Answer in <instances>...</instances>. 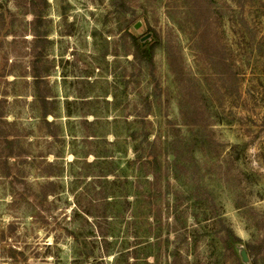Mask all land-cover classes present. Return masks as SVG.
<instances>
[{"label":"rangeland","instance_id":"obj_1","mask_svg":"<svg viewBox=\"0 0 264 264\" xmlns=\"http://www.w3.org/2000/svg\"><path fill=\"white\" fill-rule=\"evenodd\" d=\"M245 243L264 264V0H0V264Z\"/></svg>","mask_w":264,"mask_h":264},{"label":"trees","instance_id":"obj_2","mask_svg":"<svg viewBox=\"0 0 264 264\" xmlns=\"http://www.w3.org/2000/svg\"><path fill=\"white\" fill-rule=\"evenodd\" d=\"M40 1H41V0H30V2L33 3L34 7H39V6H40ZM34 13H35V12H34ZM35 14H36V13H35ZM36 15H37V14H36ZM133 137L136 139L135 134H134ZM148 141H149V140H148ZM153 145H154V142H153ZM153 145H151V146H153ZM138 146H139V145H137V146L134 145V146H133V149H134L135 152H137L138 149H139V150H140V149H143V147H138ZM149 148H152V147H149ZM148 155H150V156L152 157L151 159H148V160H147L149 163H153V164H155V162H156V163L159 162L158 157H157V156H152L151 152H149ZM144 157H145V156H143V154H139V156H138V160H139V161H144V160H145ZM228 231H229V233H231L232 235H234L233 230H232L231 228H229ZM236 239H237V241H240L239 238L236 237ZM244 248H245V250H246V252H247V254H248L249 261H251L253 264H255V263H256V260L250 258L251 255H252V248H253V246H252L250 243H245V247H244Z\"/></svg>","mask_w":264,"mask_h":264},{"label":"water","instance_id":"obj_3","mask_svg":"<svg viewBox=\"0 0 264 264\" xmlns=\"http://www.w3.org/2000/svg\"><path fill=\"white\" fill-rule=\"evenodd\" d=\"M140 25H141V21H138L135 24V28H138ZM241 257H242L243 260H249V257H248V254H247L245 248H243L242 251H241Z\"/></svg>","mask_w":264,"mask_h":264}]
</instances>
